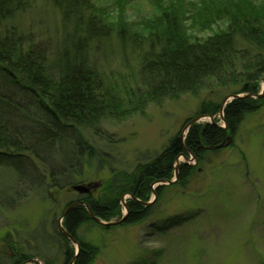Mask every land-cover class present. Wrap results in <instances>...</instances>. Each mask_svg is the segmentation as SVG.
<instances>
[{"label": "trees", "instance_id": "1", "mask_svg": "<svg viewBox=\"0 0 264 264\" xmlns=\"http://www.w3.org/2000/svg\"><path fill=\"white\" fill-rule=\"evenodd\" d=\"M48 1L63 25L62 37L54 42L16 27L15 18L32 7V0H0V171L11 172L17 190L62 191L76 183L86 166L95 163L100 169L103 156L85 132L99 133L102 119L130 117L148 103L216 86L257 94L264 78V0H206L200 12L207 23L214 20L213 13L228 20L224 30L204 37L189 31L179 0L159 3L160 13L147 18L139 31L128 27L123 11L120 17L104 12L97 0ZM114 33L127 70L107 74L95 50L101 45L100 51L106 52L104 44ZM261 106L252 96L234 99L224 111L226 127L195 123L131 173L117 172L119 186L111 198L99 200L84 193L69 201L64 212L79 204L66 214L63 226L79 242L80 251L76 254L73 242L55 224L62 264H92L98 256V247L79 237L80 227L94 220L85 204L108 221L120 212L121 196L128 191L134 199L123 223L144 221L152 208L143 204L152 183L171 180L179 156L194 154L200 163L229 136L231 147L245 115ZM220 109L208 102L201 111L215 115ZM192 170L182 163L178 182L186 185ZM10 245L13 256L0 264H25L34 256L19 244Z\"/></svg>", "mask_w": 264, "mask_h": 264}, {"label": "rangeland", "instance_id": "2", "mask_svg": "<svg viewBox=\"0 0 264 264\" xmlns=\"http://www.w3.org/2000/svg\"><path fill=\"white\" fill-rule=\"evenodd\" d=\"M123 1L97 0L104 12L120 17L123 11L128 27L138 31L147 18L160 13L161 3L170 2ZM179 1L194 36L204 37L225 29L228 20L225 16L210 14L214 20L209 23L203 18L200 10L206 0ZM15 19L16 27L25 33H36L50 42L63 35L61 16L48 0H32V7ZM117 40L114 33L112 40H108L110 43L104 44L106 52L100 51L101 45L95 50L99 51L97 62L104 73L127 70ZM135 57L132 66H136ZM235 92V87L216 86L177 99L148 103L143 112L130 117L102 119L99 133L85 132L103 156L102 167L98 169L95 163L86 166L84 173L76 176L74 185L93 184L89 193L95 199L111 198L119 186L117 172L131 173L139 163L159 154L177 134L185 136L186 126L193 118L201 117L196 123L202 125L213 118L217 125L226 126L220 111L205 115L202 106L210 102L221 107L227 97L237 95ZM252 97L262 106L245 115L231 147L229 142L223 149L209 150L200 163L194 154H189L188 160L179 156V166L182 163L193 166L186 185L178 182L176 170L171 178L173 183H152L147 200L150 204L145 205L152 208L144 221L119 223L128 216L129 202L134 199L125 191L120 212L108 221L102 219L111 224L91 220L80 227L79 237L99 250L92 264H264L263 79L258 93ZM72 186L62 191L26 188L18 191V187L12 186L11 172L0 171V261L13 256L10 244L15 243L33 253L32 259H37V264H47L49 259H53V264L63 263L61 245L53 235L67 204L80 194ZM16 193L19 195L14 198ZM7 235L9 239L5 240ZM25 264L36 263L29 260Z\"/></svg>", "mask_w": 264, "mask_h": 264}, {"label": "water", "instance_id": "3", "mask_svg": "<svg viewBox=\"0 0 264 264\" xmlns=\"http://www.w3.org/2000/svg\"><path fill=\"white\" fill-rule=\"evenodd\" d=\"M263 82H264V78H263ZM253 95H255V94H253V93H244V94H237V95H232V96H230V97H227L225 100H224V102H223V104H222V106H221V109H220V114L221 115H223L224 116V111H225V108H226V106H227V104L228 103H230V102H232L234 99H237V98H243V97H246V96H253ZM257 96H260V94L259 95H257ZM231 99V100H230ZM201 117H195V118H193L192 120H190L189 121V123L187 124V126H186V128H188V130H189V128L193 125V124H195L199 119H200ZM210 123H213V124H217L216 122H215V120H213V118H211V122ZM226 124V123H225ZM227 126V125H226ZM226 126H224V127H226ZM187 130V131H188ZM232 141V137L231 136H229V137H227V139L226 140H224L223 141V143H221L220 145H217V146H215L213 149H220V148H223V147H225L226 145H228L229 144V142H231ZM184 156V155H183ZM185 157V159H189L187 156H184ZM178 158H177V160H176V175H177V171H179V163H178ZM162 183H168V184H171V183H173V181L172 180H164V181H161ZM175 182V181H174ZM92 186H94L93 184H78V185H73L72 187H73V189H76V190H78L79 192H80V194H84V193H89L90 192V189H91V187ZM79 203H73V204H71L69 207H68V209L65 211V213L61 216V218H60V220H59V227H60V230L74 243V244H76V246H77V251H76V254L77 253H79V251H80V244H79V242H77L72 236H71V234H69L68 232H67V230L65 229V227L63 226V223H62V220L65 218V216H66V214L68 213V211L70 210V209H72L74 206H76V205H78ZM143 204H145V205H149L150 204V202H144ZM85 206H86V208L88 209V211H89V214H90V216L92 217V218H94V220H96L97 222H100V223H103V224H111V223H105V222H103L100 218H98V217H96L95 215H94V213L92 212V210L90 209V207H89V205L88 204H85ZM125 220V218L124 219H122L119 223H121V222H123ZM30 261H32V262H35L36 264L37 263H39L38 262V260L37 259H32V260H30Z\"/></svg>", "mask_w": 264, "mask_h": 264}]
</instances>
